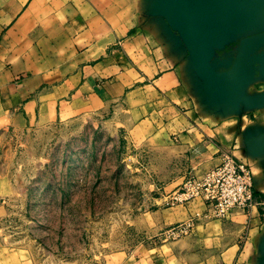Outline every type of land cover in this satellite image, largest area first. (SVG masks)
<instances>
[{
  "label": "crops",
  "instance_id": "0c3cea01",
  "mask_svg": "<svg viewBox=\"0 0 264 264\" xmlns=\"http://www.w3.org/2000/svg\"><path fill=\"white\" fill-rule=\"evenodd\" d=\"M113 104L191 157L166 194L228 154L251 168L255 197L205 219L202 199L164 196L157 240L119 264H264V0H0V129Z\"/></svg>",
  "mask_w": 264,
  "mask_h": 264
},
{
  "label": "rangeland",
  "instance_id": "374dc122",
  "mask_svg": "<svg viewBox=\"0 0 264 264\" xmlns=\"http://www.w3.org/2000/svg\"><path fill=\"white\" fill-rule=\"evenodd\" d=\"M123 106L0 129V264H119L156 241L191 157L137 131Z\"/></svg>",
  "mask_w": 264,
  "mask_h": 264
},
{
  "label": "built area",
  "instance_id": "2783aa9c",
  "mask_svg": "<svg viewBox=\"0 0 264 264\" xmlns=\"http://www.w3.org/2000/svg\"><path fill=\"white\" fill-rule=\"evenodd\" d=\"M194 199L206 204L205 219H226L234 210H247L254 203V177L245 162L223 154L214 168L190 175L172 192L165 195L164 206L173 207ZM195 221L179 223L166 232V238L188 235Z\"/></svg>",
  "mask_w": 264,
  "mask_h": 264
}]
</instances>
